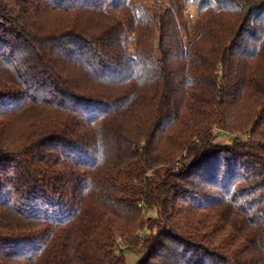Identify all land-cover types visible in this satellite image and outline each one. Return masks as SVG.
Here are the masks:
<instances>
[{
	"label": "trees",
	"instance_id": "trees-1",
	"mask_svg": "<svg viewBox=\"0 0 264 264\" xmlns=\"http://www.w3.org/2000/svg\"><path fill=\"white\" fill-rule=\"evenodd\" d=\"M122 244L264 264V0H0V264Z\"/></svg>",
	"mask_w": 264,
	"mask_h": 264
},
{
	"label": "rangeland",
	"instance_id": "rangeland-1",
	"mask_svg": "<svg viewBox=\"0 0 264 264\" xmlns=\"http://www.w3.org/2000/svg\"><path fill=\"white\" fill-rule=\"evenodd\" d=\"M185 17L189 20L191 26L193 23L197 20V11L195 10L194 6H189L188 11L185 13ZM26 37L23 34L14 35L10 37V40L12 43L15 44L14 47L16 48H25L26 46H30V44H27ZM28 40V39H27ZM35 43V41H31V43ZM249 137H243V139H247ZM228 140H231L228 138L227 135H223L222 139L217 140V142L220 143H226ZM120 251L123 253L126 257L127 264H137L139 260L141 259L142 255L138 253L137 251H130L129 245L122 244L120 246Z\"/></svg>",
	"mask_w": 264,
	"mask_h": 264
}]
</instances>
